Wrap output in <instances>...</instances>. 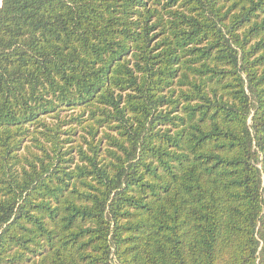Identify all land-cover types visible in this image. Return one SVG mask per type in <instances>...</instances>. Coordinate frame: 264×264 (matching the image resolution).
Returning a JSON list of instances; mask_svg holds the SVG:
<instances>
[{
	"label": "trees",
	"instance_id": "16d2710c",
	"mask_svg": "<svg viewBox=\"0 0 264 264\" xmlns=\"http://www.w3.org/2000/svg\"><path fill=\"white\" fill-rule=\"evenodd\" d=\"M0 264H264V0H0Z\"/></svg>",
	"mask_w": 264,
	"mask_h": 264
}]
</instances>
